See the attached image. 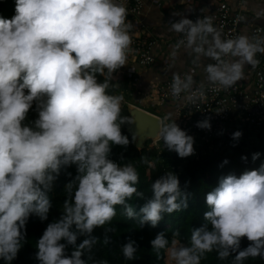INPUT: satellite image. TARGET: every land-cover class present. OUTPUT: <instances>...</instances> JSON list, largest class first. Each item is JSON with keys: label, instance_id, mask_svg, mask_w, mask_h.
<instances>
[{"label": "clouds", "instance_id": "9594fccd", "mask_svg": "<svg viewBox=\"0 0 264 264\" xmlns=\"http://www.w3.org/2000/svg\"><path fill=\"white\" fill-rule=\"evenodd\" d=\"M175 15L180 19L169 24V31L182 38L171 46L173 64L168 68L183 48L196 66L213 61L204 64L207 82L229 89L245 79L246 65H259L264 35L224 38L213 16L194 22ZM127 17L119 0H15V14L0 17V259L5 264H11L25 242L30 215L48 219V193L62 168L73 164L77 174L65 185L62 212L36 242L39 264H88L92 257H82L100 239L93 231L112 221L117 205L124 216L139 217L140 226L153 227L162 214L187 207L177 175L168 171L152 183V198L136 212L127 201L134 194L143 196L136 187L139 173L132 163L110 159L113 145L126 148L130 143L121 126L135 122L133 115H121L123 95L109 93L120 87L112 83L114 73L134 51L135 25ZM169 90L181 105L195 103L204 94V82L197 83L191 73L182 77L174 72ZM34 104L37 117L27 121ZM172 117L169 111L160 121L158 135L168 150L188 157L195 152L194 138ZM196 126L210 129V117ZM241 136L239 130L232 134L234 140ZM259 156L253 153V161ZM141 159L148 163L147 157ZM206 203V223L191 230L189 244L172 239L169 246L164 232L155 235L150 244L157 258L166 250L175 264H201L215 250L220 260L235 254L232 264L264 259V163L239 176H222L206 194ZM113 231L105 228V245ZM179 236L178 230L173 233ZM78 237H84L79 244ZM243 237L251 243L241 249ZM121 248L125 259L136 258L135 240L129 237Z\"/></svg>", "mask_w": 264, "mask_h": 264}, {"label": "trees", "instance_id": "16d2710c", "mask_svg": "<svg viewBox=\"0 0 264 264\" xmlns=\"http://www.w3.org/2000/svg\"><path fill=\"white\" fill-rule=\"evenodd\" d=\"M15 14V0H0V17L11 18ZM101 82L103 77H99ZM130 79V76L121 67L114 73L115 83H123ZM110 94L117 93L115 88L109 89ZM153 113L160 112V106L149 107ZM157 111V112H156ZM121 115L130 116L128 106L121 108ZM37 117L35 112V104L29 110L27 121L34 120ZM26 121V122H27ZM128 125L121 126L123 135H127L130 143L125 147L113 145L110 153V159L118 164L132 163L139 173V184L136 185L138 191L143 192V196L133 195L128 199L136 212L152 198L153 192L151 189L152 183L166 172L171 171L177 175L181 190L187 195V207L172 214L164 213L163 218L158 224L153 227L150 223H145L140 226L136 218H128L123 215V207L116 206V216L112 221L103 227H97L93 231V235L99 237V242L93 247L91 252L85 251L83 259L88 260V264H93L94 261L107 260L108 264H169V256L166 250H161L160 258H157L155 251L152 249L150 241L159 232H164L169 239L171 246L172 239H176L178 243L189 244L191 230L201 227L206 223L204 212L210 210L206 203V194L218 186L219 179L228 174L241 175L245 170L258 169L264 163V143L253 145L251 143L238 141L235 145L224 151L207 150L199 159L183 158L178 155L172 156L166 146L162 152L155 147L149 148L145 154L143 150L138 149L135 143L132 142V136L126 131ZM260 153L258 159L253 161V153ZM174 155V154H173ZM141 157H147L148 163H144ZM242 157H247L246 160ZM227 160V163H223ZM171 161V162H170ZM71 173V175H68ZM77 174L76 165H70L62 168L57 182V193L52 189L49 196L52 202L48 219L41 221L39 217L30 215L26 224L25 242L22 241V247L19 250L17 257L11 264H39L36 259V242L42 236L47 224L56 220L62 212V203L67 196L65 185L70 182ZM114 227L115 231L109 232L111 242L107 245L103 243L105 228ZM180 232L179 237H173V233ZM136 241L138 246L135 254V259L127 260L123 257L121 245L126 243L128 238ZM84 237H78L79 244ZM62 243L64 241H61ZM251 243L246 237L241 238V249L247 247ZM72 246H68L69 254ZM233 256L235 254H232ZM233 256H229L226 260L218 259L215 250L206 253L202 258L201 264H232ZM0 264H5L3 259H0ZM243 264H264V259L260 257L251 258L243 261Z\"/></svg>", "mask_w": 264, "mask_h": 264}, {"label": "built area", "instance_id": "2783aa9c", "mask_svg": "<svg viewBox=\"0 0 264 264\" xmlns=\"http://www.w3.org/2000/svg\"><path fill=\"white\" fill-rule=\"evenodd\" d=\"M119 2L124 4L133 16H142L144 0H119ZM204 16L214 17V25L222 29L224 38L245 34L243 10L241 8L232 10L228 1L220 2L209 13L193 15L191 20L195 22L198 18ZM249 32L254 36H261L264 34V27L261 25L253 26L249 29ZM180 38H182V34L176 36L173 45ZM157 42V38L154 37L141 41L135 39L133 46L136 48L138 65L148 67L156 62L153 47ZM257 59L260 63L252 69L248 79L241 83L237 82L235 86L229 89L208 83L206 73L203 77H194L197 83L204 82V94L195 103L185 102L181 105L177 101L169 90L172 77L155 84L150 91L145 93V100L147 98L152 104L155 103L160 107L170 104L174 106L172 119L182 130H185L188 135L194 138L193 147L195 152L188 157L199 159L206 153V147L207 150L224 151L229 149L237 143L232 137V134L237 130L251 137L254 136V141L249 139L253 145L264 143V57L262 54L257 53ZM178 73L183 77L185 73L189 72L180 71ZM127 102L128 105H138L145 108L137 104L136 101H133L134 104ZM157 115L163 120V116ZM208 117H210V129L196 126L197 121ZM204 144L207 145L205 148H203ZM170 153L178 155L175 151ZM186 158H183L184 162Z\"/></svg>", "mask_w": 264, "mask_h": 264}, {"label": "crops", "instance_id": "0c3cea01", "mask_svg": "<svg viewBox=\"0 0 264 264\" xmlns=\"http://www.w3.org/2000/svg\"><path fill=\"white\" fill-rule=\"evenodd\" d=\"M222 1H228L232 10L240 8L243 10L245 34L250 37L254 36L249 32L251 27L257 25L264 27V0H144L142 16H133L127 10V19L135 25L132 31L133 43L135 39L141 41L152 37L157 38L158 42L153 47L156 62L148 67L138 65L136 48L132 43L131 47L134 51L129 54L127 64L122 66L128 76H130V79L119 83L120 87L115 88L117 93L123 95L125 98H129L131 94H134L138 86L140 88L139 94L142 96L137 95V100L139 99L142 103L145 102V93L150 91L155 84L172 77L174 72L187 71L193 77L205 76L204 64L210 61L205 60L200 66H196L192 64L191 58L184 49L178 51L175 65L172 68H168L169 65L173 64V60L170 58L171 46L178 35L176 32L169 31V24L180 19V16L175 15V13H181L186 18L191 19L193 15L206 14L213 11ZM133 55L135 56V61L132 59ZM262 55L264 57V54ZM252 69L250 65L245 66L244 80L248 79ZM244 80L238 82L241 83ZM121 89L124 90L122 91ZM143 104L142 106H144ZM145 106L148 109L157 105L155 103L150 104L149 100H147ZM173 107L172 104L160 107L158 114L165 117L169 111L173 113Z\"/></svg>", "mask_w": 264, "mask_h": 264}, {"label": "water", "instance_id": "95a60500", "mask_svg": "<svg viewBox=\"0 0 264 264\" xmlns=\"http://www.w3.org/2000/svg\"><path fill=\"white\" fill-rule=\"evenodd\" d=\"M128 111L130 116L135 117V122L128 125L126 131L132 137L135 134L136 140L134 143L138 149H143L147 140L160 138L158 128L162 118L159 115L138 105H129Z\"/></svg>", "mask_w": 264, "mask_h": 264}, {"label": "rangeland", "instance_id": "374dc122", "mask_svg": "<svg viewBox=\"0 0 264 264\" xmlns=\"http://www.w3.org/2000/svg\"><path fill=\"white\" fill-rule=\"evenodd\" d=\"M139 91H140V88L137 86L136 87V90L134 91V94H131L130 96H129V98H125L124 97V100L122 101V104H121V108L123 107V106H129L127 103V101H129L130 103H133V101H136V103H138L139 105H142V103H144L143 105L145 106L146 105V103H147V101L146 100H144L145 102H142L141 103V101L138 99L137 100V95L138 96H142L141 94H139ZM114 95H119L118 93H114ZM127 100V101H126ZM150 103V102H149ZM134 104V103H133ZM151 104V103H150ZM145 107H147V106H145ZM147 109V108H146ZM163 119H164V117H163ZM249 139H252L253 141H254V139H255V137L254 136H249L248 134H245V133H243L242 132V136L238 139V140H236L237 142L238 141H240V142H246V143H251V141H249ZM248 140V141H247ZM256 141V140H255ZM164 142H163V140H159V138L157 139V138H155L154 140L153 139H149V140H147L146 142H145V147L143 148V149H141V150H143V154H145L146 153V151L149 149V148H151V147H155V148H157L158 150H159V152L161 153L162 152V150H163V148H164ZM207 145H205L204 144V146H203V148H205ZM169 152H171V151H169ZM173 152V151H172ZM171 154V153H170ZM172 156H176V154H172ZM187 158H190V157H187ZM191 159V158H190ZM171 162V161H170ZM57 182H58V178L53 182V187H52V189L54 190V192L55 193H57V191H56V188H57ZM169 264H175V262L174 261H172L171 259H169Z\"/></svg>", "mask_w": 264, "mask_h": 264}]
</instances>
